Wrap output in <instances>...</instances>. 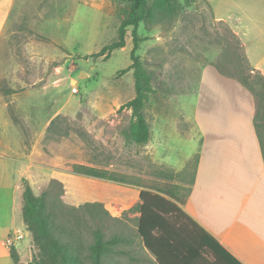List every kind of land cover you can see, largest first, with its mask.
<instances>
[{
  "label": "rangeland",
  "instance_id": "1",
  "mask_svg": "<svg viewBox=\"0 0 264 264\" xmlns=\"http://www.w3.org/2000/svg\"><path fill=\"white\" fill-rule=\"evenodd\" d=\"M166 3L167 11L149 0L148 18L139 28L145 40L137 56L153 87L146 106L151 140L157 143L158 136L167 135L160 152L178 165L188 152L178 138L194 133L187 116L203 72L212 68L224 78L244 80L254 92L264 87V77L250 65L238 31L217 21L207 0ZM128 14L129 4L118 0H16L0 44V101L25 135L24 151H38L36 163L67 172L76 165L95 166L129 184L168 180L186 198L196 159L175 173L158 165L146 145L128 144L123 134L132 123V110L125 105L136 96L134 72H124L132 65V28L125 48L108 58L93 57L117 40ZM252 95L257 107L259 99ZM21 101L32 107L22 110ZM31 187L37 196L48 193L57 237L66 240L72 234L88 246L100 228L107 239L119 235L126 240L106 264H156L138 237L137 212L122 213L116 221L100 208L79 209L82 205L66 202L64 185L53 178L37 179ZM21 230L25 237L17 242L19 260L29 264L38 250L29 232Z\"/></svg>",
  "mask_w": 264,
  "mask_h": 264
},
{
  "label": "crops",
  "instance_id": "2",
  "mask_svg": "<svg viewBox=\"0 0 264 264\" xmlns=\"http://www.w3.org/2000/svg\"><path fill=\"white\" fill-rule=\"evenodd\" d=\"M207 2L217 21L229 22L238 31L250 65L264 77V0ZM15 4L16 0H0V44ZM18 107L25 111L32 104L21 101ZM191 107L194 110L188 112L187 119L194 133L178 138L188 148L185 159L178 165L164 160L160 151L165 134L158 136L157 143L150 140L146 147L158 165L175 173H182L196 159L183 209L242 264H264V150L254 123L255 99L242 84L209 68L203 72ZM24 138L10 118L8 106L0 101V264H15L7 239L18 232L24 238L21 228L27 230L24 180L34 185L37 179H57L64 185L68 204L100 203L109 212L113 209L110 214L115 218L140 203L141 188L136 185L36 163L38 151L33 147L25 152ZM15 248L22 253L20 245Z\"/></svg>",
  "mask_w": 264,
  "mask_h": 264
},
{
  "label": "trees",
  "instance_id": "3",
  "mask_svg": "<svg viewBox=\"0 0 264 264\" xmlns=\"http://www.w3.org/2000/svg\"><path fill=\"white\" fill-rule=\"evenodd\" d=\"M129 4V14L118 28L117 40L106 45L93 57L108 58L114 51L126 47V36L132 28L133 50L131 52L135 78L136 96L125 106L132 110V123L129 130L123 132L128 144L147 145L151 140V125L147 117L146 106L153 92L152 82L145 70L141 58L137 56L140 44L145 40L139 34V28L145 23L150 9L149 0H118ZM159 8L167 11L166 0H157ZM242 85L258 97L255 128L264 150V87L258 92L243 80ZM73 172L79 175L94 177L127 184L115 177L108 170L95 166L76 165ZM163 173V172H162ZM129 184V183H128ZM141 188L140 203L124 212L139 213L137 233L144 249L152 255L156 264H242L226 250L213 236L203 229L183 206L179 186L166 181H155L152 184H133ZM23 219L32 236L33 245L38 255L29 264H106L108 256L116 253L114 248L126 240L119 236L107 239L102 229L93 232V243L86 246L72 234L63 240L54 233L53 211L49 205L48 193L37 196L27 180L23 181ZM102 209L104 214L113 218L100 203H85L79 209ZM15 264H21L15 247L11 250ZM120 254V253H118Z\"/></svg>",
  "mask_w": 264,
  "mask_h": 264
},
{
  "label": "built area",
  "instance_id": "4",
  "mask_svg": "<svg viewBox=\"0 0 264 264\" xmlns=\"http://www.w3.org/2000/svg\"><path fill=\"white\" fill-rule=\"evenodd\" d=\"M73 92H74V93H78V89H77L76 87H73ZM22 237H23V235H22L21 232H18V233H15V234L11 235V236L7 239V246H8L9 248H11V247H12V248L15 247L18 241H22V239H23ZM14 245H15V246H14Z\"/></svg>",
  "mask_w": 264,
  "mask_h": 264
},
{
  "label": "water",
  "instance_id": "5",
  "mask_svg": "<svg viewBox=\"0 0 264 264\" xmlns=\"http://www.w3.org/2000/svg\"><path fill=\"white\" fill-rule=\"evenodd\" d=\"M75 83V82H74Z\"/></svg>",
  "mask_w": 264,
  "mask_h": 264
}]
</instances>
